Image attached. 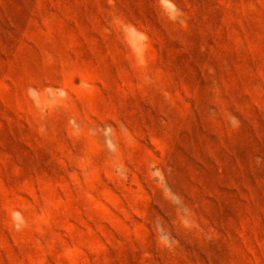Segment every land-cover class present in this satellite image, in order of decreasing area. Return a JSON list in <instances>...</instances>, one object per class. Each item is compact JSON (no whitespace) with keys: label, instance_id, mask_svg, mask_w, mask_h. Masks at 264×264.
Here are the masks:
<instances>
[{"label":"rangeland","instance_id":"rangeland-1","mask_svg":"<svg viewBox=\"0 0 264 264\" xmlns=\"http://www.w3.org/2000/svg\"><path fill=\"white\" fill-rule=\"evenodd\" d=\"M0 264H264V0H0Z\"/></svg>","mask_w":264,"mask_h":264}]
</instances>
